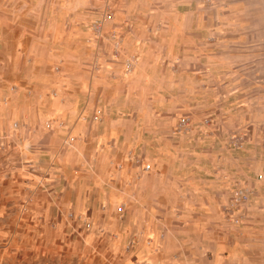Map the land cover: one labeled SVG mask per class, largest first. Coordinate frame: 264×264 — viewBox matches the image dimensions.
Masks as SVG:
<instances>
[{"label":"rangeland","instance_id":"rangeland-1","mask_svg":"<svg viewBox=\"0 0 264 264\" xmlns=\"http://www.w3.org/2000/svg\"><path fill=\"white\" fill-rule=\"evenodd\" d=\"M0 264H264V0H0Z\"/></svg>","mask_w":264,"mask_h":264},{"label":"built area","instance_id":"built-area-1","mask_svg":"<svg viewBox=\"0 0 264 264\" xmlns=\"http://www.w3.org/2000/svg\"><path fill=\"white\" fill-rule=\"evenodd\" d=\"M113 12L111 8H106L99 20H97L92 25V32L97 38L99 47L107 43L109 45V54L114 60L123 61L124 68L131 71L138 61V57L134 53H126L123 49V36L120 31L115 27H111L107 30L105 24H108L113 19ZM190 117L188 115H183L178 121V127L180 130L188 131L190 129ZM208 122V119L205 120ZM50 125H48L49 127ZM149 168V165L147 166ZM236 197L233 198L231 205L238 207V204L246 202L248 199V191L240 189L235 193ZM89 226V224H87Z\"/></svg>","mask_w":264,"mask_h":264},{"label":"crops","instance_id":"crops-1","mask_svg":"<svg viewBox=\"0 0 264 264\" xmlns=\"http://www.w3.org/2000/svg\"><path fill=\"white\" fill-rule=\"evenodd\" d=\"M128 22V21H127ZM126 24V26H127V24L128 23H125ZM115 27L117 30L118 29H126L127 27L126 26H124L123 27V25H121V24H119V25H116V20H115V18H114V15H113V19H112V21L111 22H109L107 25H106V29H109V28H111V27ZM120 29V30H121ZM119 31V30H118ZM121 32V31H120ZM125 32L126 31H124L123 32V35L125 34ZM121 34H122V32H121ZM122 35V36H123ZM123 45H124V47L128 50L129 48H127L126 47V45H127V42H123ZM120 110H122V108L121 107H118V109L116 110L117 111V115H116V119H113L112 121H113V123L114 122H121V123H124L125 121H126V119L123 121V119H124V117H123V115L122 114H119V112H120ZM64 112H66V111H64ZM63 113V112H62ZM47 115H50V116H47ZM52 115H55V114H52L51 112H47L46 114H39V116H40V118H46V117H51ZM75 116V114L74 115H71V118H73ZM83 127H84V121L83 120H81V119H79L76 123H75V127H74V132H76V133H80L82 130H83ZM126 133H128L129 135H130V130H129V128H126ZM104 138H105V136H104V134L103 133H101V132H96L95 133V137H94V139H95V141H97V142H102V141H104ZM60 159H59V161L61 162H67V161H69V159H70V152L69 151H66V152H64V153H62L60 156ZM142 182H143V185H147L149 182H148V180H146L145 178L144 179H142Z\"/></svg>","mask_w":264,"mask_h":264}]
</instances>
